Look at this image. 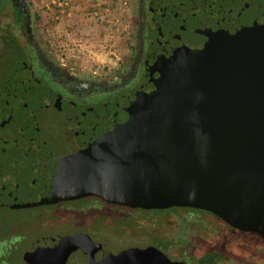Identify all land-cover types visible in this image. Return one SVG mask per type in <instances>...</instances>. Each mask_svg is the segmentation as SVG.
<instances>
[{"label": "water", "instance_id": "1", "mask_svg": "<svg viewBox=\"0 0 264 264\" xmlns=\"http://www.w3.org/2000/svg\"><path fill=\"white\" fill-rule=\"evenodd\" d=\"M218 63L167 65L131 96L84 108L41 89L16 60L0 89V206L96 196L208 211L264 239V59ZM72 248L86 264H183L153 246L113 254L82 233L40 236L23 260L64 264Z\"/></svg>", "mask_w": 264, "mask_h": 264}, {"label": "flooded vegetation", "instance_id": "2", "mask_svg": "<svg viewBox=\"0 0 264 264\" xmlns=\"http://www.w3.org/2000/svg\"><path fill=\"white\" fill-rule=\"evenodd\" d=\"M1 1L0 7L3 4ZM8 1L15 8L13 24L25 30L28 43L25 46L21 45L16 38L17 46L22 48L24 53L22 56L15 57L12 70L8 74L0 75V89L4 80L13 73L16 60L22 59L30 67L33 76L42 86L41 89L72 106L99 107L115 100L124 99L131 96L134 91L140 90L142 86L147 85L152 77L157 78L158 70L170 64H174L173 69H176L178 73H189L190 70L195 72L202 68L214 69V66L219 64L218 62L221 63L228 59L241 60L248 64L256 61L257 63L262 62L264 59V0H137L136 35L131 61L127 63L126 67H121L118 72L105 79L95 76L93 78L81 77L76 73L66 72L38 50L30 35H27L29 32L27 6L22 0ZM0 168H3V163ZM26 209H38L41 216H45L37 224L42 232L34 237L27 245L26 250L32 242L43 235L63 236L82 233L87 234L92 241L99 243L91 237L96 228L105 230L104 227H106L115 232L120 229V233H124L126 227L135 230L138 225L142 228V222H146V229L143 231H147L154 226L155 211L164 212L170 209H176L178 212H165L162 218L173 213L185 212L188 216H182L190 218L198 213H203L214 222L215 227L210 233H216L218 242L204 244L205 253L203 256L215 251L216 247L217 249L222 248L224 243L233 241L232 239L225 242L219 241L217 233H247L249 237L251 234L250 238L253 239V244H257L256 249L264 248V239L258 235L231 228L215 215L204 210L181 207L131 208L107 202L96 196L29 207L0 206V211ZM89 212L93 217H104V220L96 223L95 221H84L82 216L79 218L76 216V214L85 216ZM138 212L150 213L151 216L149 219H136L138 222L132 224L124 222L126 217L133 218L138 215ZM112 219L115 221H111ZM68 223L76 225V228L63 234L51 232V229L57 225ZM45 224H48L46 225L48 228L44 229ZM199 238L202 239L201 236ZM243 239L250 241L247 237ZM151 243L153 245L130 247L153 246L168 256L162 247L163 244L161 247L160 245L156 247L154 242ZM99 244L102 246L101 243ZM8 245L9 239L5 235L0 237V264H7L5 251ZM130 247L121 248L117 252ZM102 249L105 250L103 246ZM72 250H75L79 258L84 261L83 264H86L82 252L75 248ZM168 257L172 261L190 264L187 258L176 260Z\"/></svg>", "mask_w": 264, "mask_h": 264}, {"label": "rangeland", "instance_id": "3", "mask_svg": "<svg viewBox=\"0 0 264 264\" xmlns=\"http://www.w3.org/2000/svg\"><path fill=\"white\" fill-rule=\"evenodd\" d=\"M22 1L28 9L27 35H30L42 54L66 72L81 77L105 79L131 61L136 35L137 0H61L63 6H58L55 0ZM1 2L0 36L11 33L25 46L28 43L25 30L13 24L15 8L8 0ZM92 3L96 8L95 13L89 11ZM3 54L0 49L1 76L12 70L14 60V56L6 55L5 59ZM173 211L178 212L176 209ZM154 214V226L147 231H143L146 222H142V228L139 225L135 230L126 227L124 233H120V229L115 232L104 227L105 230L94 229L90 235L111 253L130 246L153 245L151 242H154L156 247L163 244V249L172 259L187 258L190 264H212L209 259H213V264H264V248L256 249L257 244H253L250 238L252 236L240 233H231L235 236L233 241H228L224 233H217L219 241L228 242L222 248L216 247L215 251L203 256L204 244L218 242L216 233H210L215 227L214 222L206 214L198 213L191 218L183 217L188 216L185 212L169 214L163 218L165 212ZM76 216L96 223L104 220V217H93L91 212L85 216ZM150 216V213L138 212L133 218L126 217L124 222L132 224L138 222L136 219H149ZM44 218L38 209L0 211V237L5 235L9 239L5 251L7 264H25L23 254L27 245L42 232L37 224ZM46 225L44 229L48 228ZM75 228L76 225L71 223L60 224L51 232L63 234ZM246 237L250 241L236 239ZM75 252L68 251L65 264H83L84 261Z\"/></svg>", "mask_w": 264, "mask_h": 264}, {"label": "trees", "instance_id": "4", "mask_svg": "<svg viewBox=\"0 0 264 264\" xmlns=\"http://www.w3.org/2000/svg\"><path fill=\"white\" fill-rule=\"evenodd\" d=\"M0 49L4 52L3 57L5 59H6V55L14 56V59H15V57L21 56V54L24 53V50L17 46L16 38L13 37V35L11 33H8L6 35L3 34L0 36ZM155 212H161V211H155ZM164 212L168 213V212H174V211H173V209H170V210L164 211ZM224 234L226 235V238H228V240H231V239L234 240L235 239L234 235L237 233H233L234 235H232L231 233H224ZM240 234L246 235L247 233H240ZM236 239H241V238H236ZM162 247H164V246H162ZM209 262H212V264H213V259H209Z\"/></svg>", "mask_w": 264, "mask_h": 264}, {"label": "crops", "instance_id": "5", "mask_svg": "<svg viewBox=\"0 0 264 264\" xmlns=\"http://www.w3.org/2000/svg\"><path fill=\"white\" fill-rule=\"evenodd\" d=\"M51 2L53 3V1ZM95 10L96 8L93 6V3H92V6H90L89 11H91V13H95Z\"/></svg>", "mask_w": 264, "mask_h": 264}, {"label": "built area", "instance_id": "6", "mask_svg": "<svg viewBox=\"0 0 264 264\" xmlns=\"http://www.w3.org/2000/svg\"><path fill=\"white\" fill-rule=\"evenodd\" d=\"M54 2H57L58 6H63L62 3H61V0H55Z\"/></svg>", "mask_w": 264, "mask_h": 264}]
</instances>
